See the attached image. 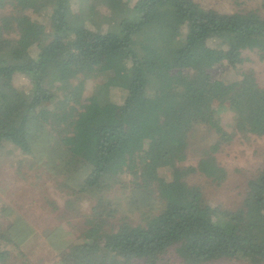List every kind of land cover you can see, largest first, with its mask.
<instances>
[{
  "label": "trees",
  "instance_id": "1",
  "mask_svg": "<svg viewBox=\"0 0 264 264\" xmlns=\"http://www.w3.org/2000/svg\"><path fill=\"white\" fill-rule=\"evenodd\" d=\"M68 1L0 0V148L11 145L37 158L38 147L52 140L66 172L86 170L75 194L95 199L86 229L53 264H158L170 250L183 264H264V168L247 182L236 209L207 204L185 181L197 173L216 186L227 179L213 155L232 139L222 113L232 114L235 133L264 136V86L253 72L235 82L209 74L223 61L234 69L244 52L264 60V17L224 13L195 0H92L94 28L69 19ZM104 9L112 10L106 15L113 30L102 28ZM33 40L40 41L30 55ZM99 68L116 79L126 95L122 103H111L101 86L83 98L84 87L71 85ZM16 74L29 79L27 95L13 86ZM59 99L70 103L68 111L52 109ZM199 121L218 140L195 166L178 168L186 160L187 134ZM124 174L140 198L127 201L161 207L147 213L144 225L124 216L113 224L118 207L108 195ZM73 206L66 202V209ZM7 213L14 215L2 207L0 218ZM17 224L8 225L7 234L0 224V264H8L32 232Z\"/></svg>",
  "mask_w": 264,
  "mask_h": 264
},
{
  "label": "rangeland",
  "instance_id": "2",
  "mask_svg": "<svg viewBox=\"0 0 264 264\" xmlns=\"http://www.w3.org/2000/svg\"><path fill=\"white\" fill-rule=\"evenodd\" d=\"M202 7L214 9L224 13L257 11L264 17V0H195ZM92 0H69L66 10L70 20L77 23H86L99 28L98 23L88 16V8ZM6 12H9L6 9ZM112 10H106L103 16L105 30H113L114 23L106 15ZM1 14V12H0ZM47 36L41 41L46 42ZM40 40H33L28 48L30 55L36 53L35 45ZM244 61L234 69L225 61L214 65L209 74L212 80L235 82L242 79L243 73L253 72L260 86H264V60L260 61L255 53L244 52ZM148 93L153 92L149 81ZM13 86L23 95L31 89V83L25 75L16 74L12 80ZM73 87L83 86V98L90 96L94 88L101 86L108 95L111 103L120 104L125 94L116 86L113 78L104 68H99L95 76L77 78L71 82ZM85 100V99H84ZM70 103L59 99L52 109L57 112L68 111ZM214 112V111H213ZM222 128L232 139L222 142L213 154L217 163L227 171V179L216 186L201 174L189 175L185 181L189 186L198 187L204 201L211 206H221L226 209H236L246 192L247 182L264 168V136L241 135L233 130L232 114L225 112L220 115ZM218 140L217 135L203 122L194 124L187 134L186 160L177 164L178 168L195 166L199 159L204 158L211 146ZM38 147L33 156L22 155L17 148L11 145L0 148V210L11 211L14 215L0 218L2 232L7 234L6 227L13 222H20V227L28 226L32 231L26 240H23L19 251L11 253L8 264H53L59 258V250L73 243L86 229L85 219L90 214L95 199L90 196H77L73 191L76 184L85 178L86 170L77 167L76 174L66 172L59 158L52 151V140ZM166 175L167 172H164ZM161 174L163 172L161 171ZM110 193L109 198L118 207L114 226L123 216L132 225H144L147 213L156 214L161 207L154 202L133 203L127 200L139 198L134 189V179L129 174L120 178ZM155 196V193H154ZM140 199V198H139ZM73 202L74 206L66 209V202ZM68 208V207H67ZM17 219L14 221V216ZM112 223V222H111ZM24 254V256L21 255ZM132 264H143L142 261H133ZM158 264H183L170 250ZM210 264H246L243 262L219 261Z\"/></svg>",
  "mask_w": 264,
  "mask_h": 264
}]
</instances>
